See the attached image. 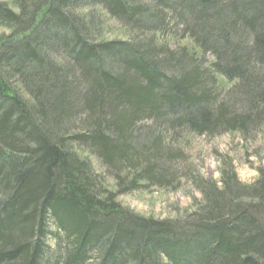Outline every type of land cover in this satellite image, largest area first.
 I'll return each mask as SVG.
<instances>
[{"label":"trees","instance_id":"1","mask_svg":"<svg viewBox=\"0 0 264 264\" xmlns=\"http://www.w3.org/2000/svg\"><path fill=\"white\" fill-rule=\"evenodd\" d=\"M148 1L0 0V264H264V173L180 170L189 136L264 138V0ZM182 180L184 226L118 202Z\"/></svg>","mask_w":264,"mask_h":264},{"label":"rangeland","instance_id":"2","mask_svg":"<svg viewBox=\"0 0 264 264\" xmlns=\"http://www.w3.org/2000/svg\"><path fill=\"white\" fill-rule=\"evenodd\" d=\"M140 2L144 5L149 4L148 0H140ZM176 2L177 0H170L171 4ZM143 20L146 21L145 18ZM105 21L104 38L106 40L125 39L120 23L111 19ZM8 34L7 30L0 28V37ZM180 43L181 41L177 44ZM174 46L175 44L170 45L171 48ZM187 139L185 144L180 142L181 147H184L185 158V164L180 167V170L188 168L194 176L216 182L219 179V164L224 160L231 163L242 184H250L260 172L264 173V138L262 136L244 141L238 135L225 133L214 137L189 136ZM178 183L176 188L169 190L152 187L149 191L131 193L120 197L118 202L139 217L156 221H176L179 226H184L185 223H190L192 213L197 212L201 196L191 182L182 180ZM50 232H55L53 226ZM45 243L49 251L44 256V262L54 264L59 252L54 248L52 238H48Z\"/></svg>","mask_w":264,"mask_h":264}]
</instances>
